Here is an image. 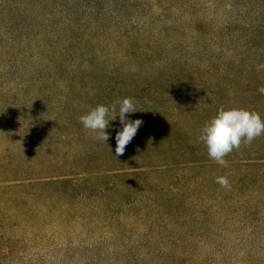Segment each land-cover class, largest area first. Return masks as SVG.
Listing matches in <instances>:
<instances>
[{"label": "rangeland", "instance_id": "374dc122", "mask_svg": "<svg viewBox=\"0 0 264 264\" xmlns=\"http://www.w3.org/2000/svg\"><path fill=\"white\" fill-rule=\"evenodd\" d=\"M0 3V153L9 149L22 156L21 147L40 138L36 121L58 111L82 132L73 146L90 142L95 137L85 135L79 117L126 97L139 110L128 118L143 121L138 149L147 150L148 141L159 146L162 135L169 146V156L146 162L164 169L148 176L158 186L150 187L158 193V203L147 211L144 228L127 222L119 232L104 231L112 224L102 222L98 229L77 227L61 236L47 235L52 229L42 226L24 250L0 264H264V181L239 191L207 181L209 173H216L229 176L235 185L240 175L252 173L256 168L245 167V160H264V136L242 142L225 157L234 154L237 166L193 171L178 214L175 201L159 197L161 188L170 186L174 164L187 161L177 153L184 141L205 150L192 153L193 159L211 160L196 140L218 108H246L264 118V95L257 91L264 87V0ZM52 62L59 63L57 70ZM170 124L171 130L160 132ZM110 125L120 127L119 117ZM180 126L188 131L177 139L171 131ZM73 132L57 128L56 137ZM71 139L61 138L64 145ZM42 143L58 148V142ZM102 144L111 145L110 138L96 146ZM250 150L259 153L251 155ZM246 193L252 201L240 204ZM162 203L165 214L155 215V210L163 211Z\"/></svg>", "mask_w": 264, "mask_h": 264}, {"label": "trees", "instance_id": "16d2710c", "mask_svg": "<svg viewBox=\"0 0 264 264\" xmlns=\"http://www.w3.org/2000/svg\"><path fill=\"white\" fill-rule=\"evenodd\" d=\"M0 5L3 4L0 3ZM47 22L50 23L51 19L49 18ZM67 49L70 51L69 47ZM66 58L68 59V56ZM52 65L57 70L59 63L52 62ZM3 75L0 73V76ZM43 119L36 121L40 138L35 140L31 146L24 144L21 147L22 156H16L9 149L0 153V261L6 260L7 262L8 259L14 258L20 250H24V245L32 241L28 238L32 237L33 231L35 229L40 231L42 226L52 229L47 231V235L61 233V236L77 227L85 230L98 229L103 226L102 222L112 224L103 227L104 231L119 232L127 222L138 228H144L147 211L153 205L156 207L158 203L154 200L158 193L150 189V187L158 186L151 185L155 183V180L148 176L152 172L158 173L164 169L147 166L146 162L153 157L159 159L169 156V146L162 138L164 136L158 137L159 146H153L148 141L145 144L149 146L147 150H141L138 149L140 145L138 138L141 137L142 131L137 130L124 153L115 158V135L116 130L121 126L111 127L110 133H113H109L111 145L102 144L97 147L98 140L94 138L90 142L79 140L82 144L77 143L73 146V143L78 141V137L82 136V132L73 128L74 124L70 116L58 111L51 118ZM172 126L174 125L162 126L160 132L169 131ZM57 128L75 132L56 137ZM187 131V127L180 126L171 133L177 138L178 135L181 136ZM145 134L150 135L148 132ZM85 135H88V138L94 136L89 131ZM62 137L72 139L64 145ZM33 138L31 137L32 140ZM197 139L196 141H199V138ZM258 139L259 137L253 142H257ZM43 140L47 143L48 140L58 142V148H48L45 143H42ZM39 143L42 144L35 149ZM191 145H193L191 141L183 142V147L177 153H181L187 161L174 164V171L179 173H173V183L169 179L170 186L162 187L159 194L161 201H175L174 211L176 212L174 213L176 214L179 213L177 211L179 200L184 198V191L191 186L188 182L193 180L190 176L193 171L204 169L215 172V169L220 166L213 160L193 159L192 153L194 155L201 151L205 152V150H199L201 149L198 148L199 143L194 144L195 146ZM191 147H196L195 149L198 148V150H192ZM38 149L41 151H37ZM258 151L250 150L249 153L254 155L259 153ZM232 155V158L227 160L228 164L236 161V156ZM245 162V167L256 169L252 173L245 172L240 175L237 180L239 183L230 184L234 190L239 191L244 186L246 188L251 184L264 181V160L247 159ZM237 164L235 162L236 166ZM175 165L178 168L175 169ZM207 176L209 179L207 181L212 183H215L218 177L216 173H209ZM227 177L230 180V177ZM134 181L138 182L137 186L132 184ZM201 181L202 185L206 182L205 179ZM219 187L220 185L215 183V188L219 189ZM193 188L198 189L196 185ZM258 192L256 190L254 194ZM245 195L247 197H244L240 204L246 199L252 201L251 194L246 193ZM159 207L163 211L153 209L155 215H164L167 206L162 203ZM135 208H143L144 211L137 213ZM168 217L172 216L168 215ZM138 232L141 233V231ZM46 234L42 238H45Z\"/></svg>", "mask_w": 264, "mask_h": 264}, {"label": "clouds", "instance_id": "9594fccd", "mask_svg": "<svg viewBox=\"0 0 264 264\" xmlns=\"http://www.w3.org/2000/svg\"><path fill=\"white\" fill-rule=\"evenodd\" d=\"M264 95V87L257 90ZM139 111L132 98H123L111 105L99 104L79 117L82 127L93 133L98 141L107 142L111 127L110 122L119 117L121 128L116 130L115 158L122 155L126 146L132 141L139 127L141 119L131 120L129 115ZM264 136V118L246 108L217 109L216 114L202 127L199 141L205 146L209 159L216 164L227 167L225 159L233 150L239 149L241 143L251 144L258 137ZM215 183L222 188H230L228 177L218 176Z\"/></svg>", "mask_w": 264, "mask_h": 264}]
</instances>
